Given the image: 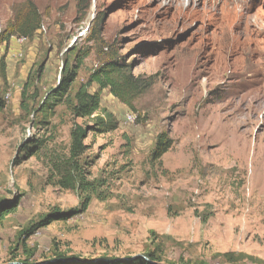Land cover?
I'll use <instances>...</instances> for the list:
<instances>
[{"label": "rangeland", "instance_id": "rangeland-1", "mask_svg": "<svg viewBox=\"0 0 264 264\" xmlns=\"http://www.w3.org/2000/svg\"><path fill=\"white\" fill-rule=\"evenodd\" d=\"M25 1L0 0V205H16L0 219V264L149 253L162 264H264V0H32L43 27L4 40ZM104 45L156 82L134 108L103 90L99 114L118 128L86 140L92 189H67L56 165L75 124L95 118L52 94L91 47L74 98ZM162 132L174 144L154 160ZM56 211L67 217L25 234Z\"/></svg>", "mask_w": 264, "mask_h": 264}, {"label": "trees", "instance_id": "trees-1", "mask_svg": "<svg viewBox=\"0 0 264 264\" xmlns=\"http://www.w3.org/2000/svg\"><path fill=\"white\" fill-rule=\"evenodd\" d=\"M14 11V19L8 24L5 35L2 37L4 40L14 36L26 39L32 38L43 27V15L34 1L27 0L20 3L15 7ZM90 41L97 42L98 39L97 37H92ZM103 51L104 56L100 65L93 70L88 80L81 85L74 98L71 91L80 69L92 53L91 47L79 50L73 66H66V71L52 94L53 100L57 104L67 102L76 117L95 118V124L92 127L79 123L75 124L71 133L70 155L56 165L62 175L60 184L67 189H76L78 187L84 191L92 189L81 164V157L89 148L86 140L91 132L103 134L118 128V123L111 114L105 116L99 114L102 110L103 90L109 88L116 98L127 106L134 108L136 99L148 92L156 82L155 77L152 75L149 77L136 75L131 68L132 66L127 62L125 55H122L117 48L104 45ZM5 68L6 65L2 62L0 75L4 79L6 78ZM93 84L99 86L95 92L90 91ZM4 108L5 103L0 100V112ZM173 144L174 139L167 132L160 133L152 152V158L160 160L172 148ZM90 196L87 197L85 208L90 202ZM15 206V204L9 206L0 205V219L6 213L11 212ZM66 217V213L57 211L53 214H48L39 223L29 228L25 234L34 233L36 229L46 226L54 220L65 219ZM32 256L33 254H30L26 259L13 260L8 264H162L154 253L134 258L127 257L126 259L118 257L85 258L57 254L52 258L33 261L30 259Z\"/></svg>", "mask_w": 264, "mask_h": 264}, {"label": "bare ground", "instance_id": "bare-ground-1", "mask_svg": "<svg viewBox=\"0 0 264 264\" xmlns=\"http://www.w3.org/2000/svg\"><path fill=\"white\" fill-rule=\"evenodd\" d=\"M236 134H237V133H236ZM236 134H235V132H234V135H235V136H236ZM237 136H238L239 138L242 137V136H240V135H238V134H237ZM245 149H246V147H245ZM245 149H244V152L246 151Z\"/></svg>", "mask_w": 264, "mask_h": 264}, {"label": "water", "instance_id": "water-1", "mask_svg": "<svg viewBox=\"0 0 264 264\" xmlns=\"http://www.w3.org/2000/svg\"><path fill=\"white\" fill-rule=\"evenodd\" d=\"M71 46H73V45H71ZM137 256H140V255H137ZM137 256H134V257H137ZM134 257H132V258H134ZM122 259H126V258H122Z\"/></svg>", "mask_w": 264, "mask_h": 264}]
</instances>
